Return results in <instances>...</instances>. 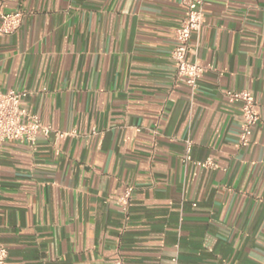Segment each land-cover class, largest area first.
Returning a JSON list of instances; mask_svg holds the SVG:
<instances>
[{
    "label": "crops",
    "instance_id": "1",
    "mask_svg": "<svg viewBox=\"0 0 264 264\" xmlns=\"http://www.w3.org/2000/svg\"><path fill=\"white\" fill-rule=\"evenodd\" d=\"M190 1L0 0L24 12L0 90L69 133L0 151L6 264H264V0H205L194 96L172 57ZM242 89L261 115L245 147Z\"/></svg>",
    "mask_w": 264,
    "mask_h": 264
},
{
    "label": "built area",
    "instance_id": "2",
    "mask_svg": "<svg viewBox=\"0 0 264 264\" xmlns=\"http://www.w3.org/2000/svg\"><path fill=\"white\" fill-rule=\"evenodd\" d=\"M205 0H191L187 5L181 23L174 28L175 46L172 57L175 66L176 80L183 82L190 88L191 96H194L198 88V80L205 72V67L197 60L191 59L194 52L193 36L198 34L205 24L206 14L204 10ZM24 12L22 10L1 13L0 35L15 33L22 25ZM229 101H241L242 123L239 132V146H249L254 140V132L261 120L258 102L253 93L248 89L226 90ZM27 96L25 90L10 88L0 90V151L7 141L26 142L33 149L36 148L37 139L41 136L49 137L55 134L63 137L69 133L61 132L50 124H45L40 115L28 110L23 101ZM192 142H186L185 162L192 161ZM195 164L215 169L218 164L212 159L194 161ZM133 187L129 186L125 192L118 197L124 210L131 205ZM8 259V248L2 241L0 232V264H6ZM178 257L173 260L177 262Z\"/></svg>",
    "mask_w": 264,
    "mask_h": 264
}]
</instances>
